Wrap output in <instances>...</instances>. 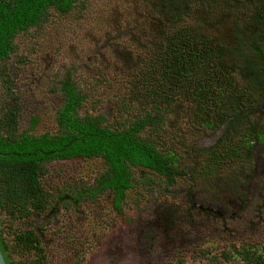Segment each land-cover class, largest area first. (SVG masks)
Segmentation results:
<instances>
[{"label":"rangeland","instance_id":"374dc122","mask_svg":"<svg viewBox=\"0 0 264 264\" xmlns=\"http://www.w3.org/2000/svg\"><path fill=\"white\" fill-rule=\"evenodd\" d=\"M154 3L80 0L68 13L50 10L45 23L18 33L5 62L20 105L18 131L27 129L32 117L39 118L34 133L56 130V110L63 102L60 81L69 72L85 95L82 115L100 113L110 125L144 115L148 101L127 99L137 90L132 81L138 65L160 34L157 18L164 23ZM191 7L184 24L200 25L217 42L236 43L237 24L246 10L231 0H208L205 7L191 0ZM4 93L0 81V106ZM180 102L164 110L162 126L147 124L140 135L153 138L159 149L175 151L179 166H191L200 157L197 146H211L220 128L198 123L187 115L189 104ZM103 168L100 157L54 160L42 183L49 193H68L91 184ZM146 171L132 167L134 187L123 213L112 208L108 193L94 202L62 200L56 212L52 200L44 211L21 220L0 212L3 237L11 245L17 230L35 229L45 250L44 264H243L239 256L225 261L221 252L245 244L264 251V144L254 145L247 162L227 163L218 174L195 179L194 207L209 208L215 217L187 208L189 178L177 177L165 188L161 176ZM170 207L173 219L162 220L160 210ZM215 255L218 262L212 261Z\"/></svg>","mask_w":264,"mask_h":264},{"label":"trees","instance_id":"16d2710c","mask_svg":"<svg viewBox=\"0 0 264 264\" xmlns=\"http://www.w3.org/2000/svg\"><path fill=\"white\" fill-rule=\"evenodd\" d=\"M79 1L0 0V81L7 97L0 106V212L21 220L44 211L52 200L94 202L108 193L112 208L123 213L128 191L134 187L132 167H138L146 174L149 169L161 176L165 188L177 177L189 178L187 208L215 217L209 208L194 207L195 179L212 177L227 163L247 162L254 145L264 144V0H231L248 13L237 24L232 45L217 42L200 25L183 23L184 15L192 9L191 0H153L164 23L157 18L160 34L151 42L148 57L138 65L132 81L137 90L127 99L137 102L140 96L148 101L144 115L115 125L106 124L107 118L100 113L82 115L85 95L69 72L60 81L63 102L56 110V130L34 133L39 118L32 117L30 126L18 131L20 105L5 66L15 49L14 38L45 23L50 10L68 13ZM207 1L196 0L202 7ZM176 101L188 103L187 115L198 123L220 128L211 146H197L200 157H194L197 161L191 166V162L179 166L180 156L175 151L159 149L153 138L140 135L147 124L162 126L164 110ZM123 105L128 106L124 101ZM93 157L102 158L104 168L91 184L80 190L69 188L68 193L62 189L59 194L49 193L43 186L51 161ZM160 211L162 220L173 219L171 207ZM3 234L0 227V248L7 264H44L45 250L35 229L17 230L11 245ZM230 250L221 252L225 261L239 256L243 264H264L261 249L245 244ZM212 261L218 262V256Z\"/></svg>","mask_w":264,"mask_h":264},{"label":"water","instance_id":"95a60500","mask_svg":"<svg viewBox=\"0 0 264 264\" xmlns=\"http://www.w3.org/2000/svg\"><path fill=\"white\" fill-rule=\"evenodd\" d=\"M0 264H7L4 254L0 248Z\"/></svg>","mask_w":264,"mask_h":264},{"label":"flooded vegetation","instance_id":"af4514ba","mask_svg":"<svg viewBox=\"0 0 264 264\" xmlns=\"http://www.w3.org/2000/svg\"><path fill=\"white\" fill-rule=\"evenodd\" d=\"M66 198H67V197H66ZM67 199L70 200L69 198H67ZM67 199H66V200H67ZM60 208H61V207H60V203H59V202H56L54 212L58 211Z\"/></svg>","mask_w":264,"mask_h":264}]
</instances>
